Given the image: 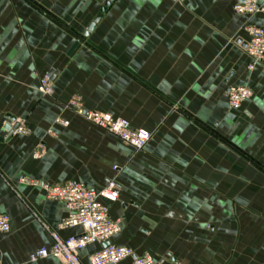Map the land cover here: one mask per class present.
<instances>
[{"label":"crops","instance_id":"1","mask_svg":"<svg viewBox=\"0 0 264 264\" xmlns=\"http://www.w3.org/2000/svg\"><path fill=\"white\" fill-rule=\"evenodd\" d=\"M106 1L0 0V214L10 227L0 264H61L28 257L53 232L82 233L59 229L66 206L21 179L95 192L114 180L112 243L135 257L264 264V59L247 69L244 31L264 27V15H236L234 0H112L84 37ZM44 76L50 96L38 91ZM239 86L252 97L230 109L226 90ZM73 98L151 140L135 151L76 116ZM16 123L30 135L8 136ZM100 249L88 246L81 262Z\"/></svg>","mask_w":264,"mask_h":264},{"label":"built area","instance_id":"2","mask_svg":"<svg viewBox=\"0 0 264 264\" xmlns=\"http://www.w3.org/2000/svg\"><path fill=\"white\" fill-rule=\"evenodd\" d=\"M233 12L236 15L252 17L264 15V0H234ZM244 31L249 37L245 53L250 60L247 69L262 63L264 59V27L248 24ZM38 91L42 95L52 94L51 81L44 76L39 81ZM252 91L245 86L229 87L226 90L227 103L230 109H238L252 97ZM68 108L76 116L97 127L103 132L119 139L126 146L135 151H142L152 138V134L144 129H133L129 123L120 118H114L96 111L83 108L78 98L68 102ZM55 123L67 127L69 123L56 119ZM10 136H28L30 130L22 124H15L11 128ZM49 134H52L49 132ZM45 152L42 144L36 145L33 158L40 159ZM115 169V168H114ZM21 181L29 186L39 187L47 200L59 202L66 206L67 217L59 224V229H81L79 236L60 238L51 233L52 245L41 247L32 252L28 261L34 263L38 260L54 258L61 264H83L80 253L91 245H99L101 249L88 257L86 264H156L151 256L143 254L135 257L133 251L125 246L112 243V239L121 231V221L112 219L109 204L116 203L118 187L114 180H110L98 192L90 190L80 183L69 181L61 185H54L28 179ZM9 218L0 214V234L9 231Z\"/></svg>","mask_w":264,"mask_h":264},{"label":"water","instance_id":"3","mask_svg":"<svg viewBox=\"0 0 264 264\" xmlns=\"http://www.w3.org/2000/svg\"><path fill=\"white\" fill-rule=\"evenodd\" d=\"M112 2V0H108L106 1V3L103 5V7L100 9V12L96 15V17L94 18V20L90 23V25L87 27L86 31L83 33L84 37L88 36V33L90 31H92V29L94 28V26L100 21L102 14L106 11V9L108 8V6L110 5V3ZM78 47V43H75L73 45V47L70 50V53H72L76 48ZM11 131H9L8 136H10Z\"/></svg>","mask_w":264,"mask_h":264}]
</instances>
